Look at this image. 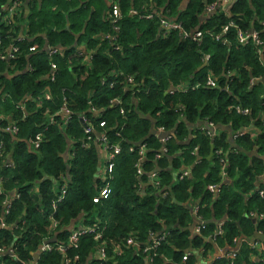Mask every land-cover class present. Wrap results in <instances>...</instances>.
Returning <instances> with one entry per match:
<instances>
[{
  "label": "trees",
  "instance_id": "1",
  "mask_svg": "<svg viewBox=\"0 0 264 264\" xmlns=\"http://www.w3.org/2000/svg\"><path fill=\"white\" fill-rule=\"evenodd\" d=\"M6 1L0 0V4ZM119 1L124 18L118 23L119 32L116 35L112 26L97 11L87 21L86 11L82 10L76 11L75 17L69 14L67 23L59 14L52 16L55 30L47 31L48 43L66 50L63 58L55 57L52 60L58 65V78L53 83L43 78L50 69L48 56L44 53L30 54L28 49L33 43H12V27L4 24L0 15L2 56L6 55V49L11 45L20 51L17 60L11 63L15 70L8 74H5L7 62L0 59V85L9 95L4 101L0 100V113L10 115L18 127L15 137L2 135L4 153L0 159V181H3V186L0 189L6 194L9 191L19 193V198L13 201L4 228L0 230V247H8L15 241V258L2 257L0 264H26L34 261L33 255L39 252L43 240L49 238L53 245L59 242L64 244L74 231L94 226L105 230L103 239L95 242L89 237L81 238L78 264H145L142 256L137 257L134 251L124 248L122 256L117 257L113 244L136 233L140 234L137 236L144 242L150 233L157 234L162 230V226L171 228L169 238L159 250V256L164 260L172 259L167 264H181L182 255L188 249L210 248L211 243L205 238L214 237L217 233L216 222L221 220H224L221 234L213 241L222 248L227 244V251L234 250L240 238H251L256 232L264 233V196L259 195V191H264V181L256 185V179L264 174V118H260L261 112L264 113V103H258L261 90L256 89V86L253 89L248 87L249 69L246 68L248 66L252 69L254 77H261L264 69L260 57L252 48L238 47L234 38L228 50L209 38L198 47L183 42L177 33L169 34L168 38L157 37L161 28L158 16L177 18L176 22L183 29H194L204 0H190L187 10L181 13L176 10L181 0H153L151 7L155 6L156 9L152 13L135 7L138 3L143 6L144 0ZM207 1L212 3L216 0ZM238 6L249 10L246 1H241ZM130 7L137 10L138 14L129 15ZM263 8L264 2L256 1V18L262 16ZM146 14H153L154 18H142ZM46 17L47 13L42 21ZM216 21L223 23V18H214L208 26L201 28L217 32ZM246 21L248 25L249 15ZM30 26L28 37L41 34L42 29L32 26L43 28V25L39 26L32 21ZM109 31L115 35L114 44L120 50L114 51L107 43L95 49L97 37ZM76 34H80L78 40ZM81 43L85 45L84 53L77 50ZM200 51L210 56L206 72L216 75L222 69L230 68L237 73L238 78L232 84V89L238 86L235 94L244 108L257 111L252 119L234 114V104L228 98L231 94L219 90L199 88L184 94L177 91L166 94V89L203 82L205 75L198 72L202 59ZM88 53L91 54L89 63L86 62ZM28 65L32 72H24ZM126 76H135L137 83L142 84L147 91L134 96L135 104L125 86ZM48 89L51 102H43L42 110L36 108L34 101L27 103L28 116L23 119V114L16 110V106L26 95L36 97ZM90 93H93L90 100L92 106L101 110L96 116H90V122L95 124L97 117L106 119L107 133L122 147L116 159L112 195L99 203L94 202L102 186L96 178L99 168L98 146L93 142V134L92 141L86 140L78 118L88 115ZM64 98L74 114L73 119L64 125L62 115H58L53 124H49L48 116H44L45 109L50 114L56 113L63 105ZM113 98H121L125 103V117L115 110L107 109ZM180 107L183 108V121H178L179 115L174 110ZM203 121L230 128L214 139L213 157L210 160L211 138L197 130H192L188 136V125ZM151 123L176 133L175 140L169 145L173 170L191 168L196 156L200 160L192 167L190 178L171 186L173 199H158L151 191L144 196L138 194L134 169L136 157L128 148L146 138ZM248 124L255 126L258 134L253 138H238L235 144L238 151L233 150L231 136L239 127ZM95 125V132L99 133ZM44 127H47V131L43 133L40 148L33 150L30 140ZM119 129H123L122 136L115 138L114 131ZM184 139L189 141L184 144ZM147 140L150 148H158L155 136ZM195 148L197 154L192 156ZM255 148L258 154L252 155L251 151ZM225 154L228 155L226 159ZM220 158L225 161L226 179L231 183L222 185L220 195L212 200L206 188L209 184L221 181ZM7 163H12V168L4 167ZM159 166L164 169L166 163H160ZM170 178V173H165V185L169 184ZM60 197L63 200L58 203ZM192 199L204 202L200 206V214L206 223L200 236L195 238H190L192 221L189 208L186 207V203ZM251 214L257 216L256 222L251 220ZM52 222L56 223V228H53ZM100 247L106 249L105 262L91 260ZM162 261L157 258L152 264H163ZM36 264H62V257L56 250L40 253ZM214 264H264V250L252 248L244 241L239 246L236 259L226 257L216 260Z\"/></svg>",
  "mask_w": 264,
  "mask_h": 264
},
{
  "label": "built area",
  "instance_id": "2",
  "mask_svg": "<svg viewBox=\"0 0 264 264\" xmlns=\"http://www.w3.org/2000/svg\"><path fill=\"white\" fill-rule=\"evenodd\" d=\"M14 4H18L20 0H11ZM264 2V0H261ZM219 5V4H218ZM216 3H212L209 7L210 10V16H215V18H223L225 19L224 22H226L225 25L221 26L217 32H214L213 30H205L202 29L201 26H196L193 30H185L182 28V25L179 22L176 21H170L165 20L161 16L159 17V22L161 26V34L160 37L162 38H168L169 34L171 33H177L181 34V40L183 42H190L192 44L197 45L198 47L201 46L206 38H209L214 43L220 44L222 47H229L231 46V39L234 38L235 43L240 48L250 49L252 48L256 54L260 57L261 62L264 56V8L262 11V16L260 18H256L255 16H250L249 21V29L243 30L239 28L234 21H229V18L225 13H221L216 8ZM232 7V6H231ZM218 11V12H217ZM254 11L253 9L251 10ZM131 14H136L134 11L131 12ZM239 14V13H238ZM244 17V16H242ZM241 17V18H242ZM142 18H145L147 20H151L154 18L153 14H146L145 16H142ZM237 17V19H241ZM227 19V20H226ZM253 21L252 27L250 26V22ZM121 20V14L119 7L117 4H113L111 8V16H110V23L112 26V30L115 33V35L119 32L118 23H120ZM256 25V27H255ZM115 35L112 34H106L107 42L112 48H114L116 51L120 50V47L114 44L115 41ZM2 46V39L0 36V59H5L7 62V70H13L14 66L11 65V63H14L18 55L20 54L18 47L11 45L6 49V55L1 54ZM78 48V47H77ZM63 50V49H62ZM36 51V47L32 46L29 48V52ZM48 58L50 59V69L52 72L49 74L48 80L50 83H53L58 78L57 71L58 66L55 62H53V58L60 56V58H63L65 55V51H62L61 53H58L57 50H50L47 54ZM209 56L203 55L202 59L206 65H208ZM263 65V64H262ZM209 65L206 68V71L208 70ZM249 69V80H248V87L250 89L254 88L257 82L260 80V77L256 78L252 74V69L250 67H247ZM30 72H32V69H29ZM121 77H123L122 74H120ZM238 78V75L236 72H234L230 68H225L220 75H214L212 72L208 71L205 73V78L203 82H197L196 84H182L178 86L177 88H170L169 91L170 94H172L174 91L186 93L188 91H195L199 88H206L209 90H215L219 88V85L222 81L226 82V88H229V85ZM125 80V86L129 90L131 94V99L133 100L134 96L136 94L140 93H147L146 89H144V86L142 84H138L134 77L132 76H126L124 77ZM104 84V80H103ZM2 85H0V100L4 101V99L8 98L9 95L6 94L4 90L1 89ZM174 89V90H173ZM167 94V92H166ZM93 96V93H90V96L88 98V115L84 116H78L80 123L83 126L84 134L86 137V140L92 141L91 135L93 134L94 137V143L98 146V152L103 157V162L99 159V168H98V176L96 177L97 180L102 184V186L99 189L98 196L94 199L95 203L104 202L109 199V197L112 195L113 189H112V180L114 177V169L116 167V159L122 152V147L119 142L115 141L114 139H111V135L107 133L109 130H107L108 123L106 119L103 117H97L96 120L99 119L97 125L96 120L95 124H92L89 120L90 116L92 114H96L100 112L101 110H98L96 107H93L91 104V98ZM51 93L50 90H45L42 93L36 95V97H32V95H26L23 100L16 106V110L21 112L22 118H26L28 116L26 111V104L30 103L31 101L36 102V108L39 110H42V103L45 102H51ZM133 103L135 104V100H133ZM111 110H115L118 112L119 115L122 117L126 116V109H125V103L121 98H113L108 103V108ZM232 109L235 111V113L239 116L246 117L250 114L251 109L244 108L241 105L232 106ZM175 112L178 113L179 117L181 119H184L183 115V108H175ZM62 115L64 120V125L70 122V120L73 119L74 114L72 113L69 104L67 103L66 98L63 99V105L60 107V109L53 114H50L49 110L45 109L44 116H48L49 124H53V120L56 116ZM96 116V115H95ZM7 122V123H6ZM95 127L99 130V133L95 132ZM209 126H214L213 124H208ZM116 129V127L114 128ZM153 129L155 133L158 136L159 139V145H162L157 151H154L156 149H151L148 143V140L143 142L140 146L134 145L130 146L128 148V151L130 153H134L136 160L134 163V169L136 172V177L139 180V184H144L148 186V189L154 188L155 193L159 194L161 198L169 197L171 196V186H174L178 181H182L186 178H188L191 174V170H182L175 173L173 177V181L169 183L168 185L164 184V179L161 175V172H159L158 168L151 169L148 173L143 175L142 169L143 165H146V159L149 155V152L153 151V154L155 155V159L157 161L163 160L164 157L168 154H170L169 150V144L173 141L175 136V131H169L163 126L155 127L153 124ZM47 131V127H44L39 133H37L32 140H30V144L33 148V150H38L40 148V144L42 143V137L43 133ZM123 129H119L117 131H114V137L115 138H121ZM206 136H208L211 139L215 138V133L213 130H208V132L204 131ZM18 134V127L16 122H14L13 118L10 115H4L0 113V159L3 156L4 153V142L2 135H10L12 137H15ZM109 134V136L107 135ZM243 135H246V133H242L240 135H234L232 137V140H236L237 138L244 137ZM156 138V137H155ZM197 149H195L194 152L191 153L192 156H195L197 154ZM220 153H218L219 155ZM168 158V156H167ZM156 161V162H157ZM197 163H195L196 165ZM154 165V164H153ZM12 163H7L4 165V167L12 168ZM183 171L186 172L185 176L183 174ZM223 175H225L223 173ZM146 176V177H144ZM66 180H64L65 183ZM222 185V184H221ZM216 184L209 185L206 188L207 193L210 192L214 194L217 198L219 195L222 186ZM0 186H3V181H0ZM64 186L62 187V190H64ZM140 195H143L139 192ZM259 195L261 197L264 196V191H259ZM19 198L18 192H12L9 191L8 194L5 193L4 190L0 189V230L4 228L5 222L7 217L10 215L13 201L15 199ZM63 200L62 197L58 200V203ZM200 201L196 202V205L193 206V216L196 218V226L194 227L195 235L200 236L201 229H203L204 220L201 217L200 214ZM252 218H256L255 214H251ZM198 219V220H197ZM197 221L200 224H197ZM53 228H56V223L52 222ZM222 224H218L217 233L214 235V237H210V239H214L216 236L220 235ZM10 232V231H9ZM103 233L104 229H101L99 226H94L90 228H85L83 230L74 231L66 243H58L56 245L52 244L51 239L47 238L43 240L42 246L39 248V252H36L33 257L34 261H31L26 264H36V259L40 255V253H51L54 250H56V253H59L62 257V264H78L79 257L77 255L79 251V240L83 237H89L92 238L95 242H100L103 239ZM169 232L168 230L163 229L162 231H158L157 234L150 233L149 236L146 238L144 242L140 240V238L137 235H129L127 238H125L121 244L114 246V253L117 257L122 256V250L123 248L129 251H134L135 256L140 257L142 256L144 260L147 262V264L153 263V261L157 258H161L159 256V250L161 249L162 245L167 241L169 238ZM15 242V241H14ZM14 242L8 247H0V258L2 257H9V258H15V248H14ZM239 242L237 246L234 248V250H220L219 256L216 260L220 259H226V257L230 259H236L238 256L239 251ZM252 248L264 250V245L255 242L250 243ZM95 259L101 262H105L107 259V253L105 247H100L94 254ZM188 259V256L182 257L181 264H183L184 261ZM163 264L167 263V260L162 261Z\"/></svg>",
  "mask_w": 264,
  "mask_h": 264
},
{
  "label": "crops",
  "instance_id": "3",
  "mask_svg": "<svg viewBox=\"0 0 264 264\" xmlns=\"http://www.w3.org/2000/svg\"><path fill=\"white\" fill-rule=\"evenodd\" d=\"M152 1L153 0H144L143 6H141L140 3H138L137 5H135V7L138 8V9H140V7H141V10L143 12L152 13L156 9L155 6L151 7V4H152L151 2ZM189 1L190 0H181L179 2V6H177V8H176L177 13L185 12V10H187V8H188ZM241 1H244V2L246 1V6L249 8V10H246V9L241 8V7L238 6V4ZM256 1H258V0H216V1L212 2V3H216V5H217L216 8L218 9L219 12L225 13L229 18H231V19H229V21H234L235 24L239 28H241L243 30H246V29H249V22H248V25H247L246 16L247 15H249L251 17L254 16V11L252 12L251 10L252 9L254 10V4L256 3ZM91 2H92V6H90ZM204 2H207V3L204 4ZM204 2H203V8H201L200 12L197 14V19H198L197 26L198 27L201 26V25L208 26L209 22L214 20V18L216 16V15L215 16H210L212 14H210V10H209L210 7L209 6L212 3H208L207 0H204ZM113 4H117V6L119 7V10H121V5H120V1L119 0H20V2L17 5L14 4L11 0H7L3 4H0V15H1V21L4 24L9 25V26L12 27L11 28V36H10L12 43L24 42V43H28L29 45L33 43L31 45V47L35 46L36 47V51L31 52V53L29 52L30 54H33V53H44V54L47 55L50 50H57L58 53H61L62 51L66 52L65 49L62 50L63 49L62 47H60V46H55V47L54 46H50L49 43H48L47 31L53 29V25H54V23L52 21V16L53 15H55V14L61 15L62 17H64V19L66 20V23H67L68 22V20H67L68 15L69 14H73V17H75L76 15H74V14L78 10L86 11V21L90 18V16L93 13H95L97 11V12H99L100 16L103 19L104 18L106 19V21L109 23V25L111 27L110 16H111V8H112ZM88 6H90V7L87 9ZM163 6H165V5H163ZM160 10H161V12H163V9H160ZM132 11H134L136 13L135 15L138 14V11L134 10L132 7H130V9L128 11V14L131 15V16H134V14H131ZM46 13H47V17H46L45 21H42L43 16ZM121 13L122 12H120V14ZM38 15L40 16V19L38 18ZM122 16H123V14H121V18L123 19L124 16L123 17ZM242 16H244V17H242ZM237 17H239V18L242 17V18L241 19H237ZM164 19L165 20H170V21H176L177 20V18H173V17H169V16H168V19H167V17L164 18ZM215 19H219V18H215ZM32 21H34L35 24H37L39 26L43 25V28H36V27L32 26L35 29H42V32H41V34H36L33 37H28L29 36V29L31 28L30 24H31ZM253 21H254V19H252V21L250 22V26L251 27L253 25ZM226 22H224V19H223V23L216 21L217 28L219 29L221 26L225 25ZM255 27H256V25H255ZM53 30H55V29H53ZM190 30H193V29H190ZM161 32H162L161 28H159V30L157 32V37L160 36ZM110 33H111V31H109L108 33H101L100 34L101 36L97 37L96 40L98 41V44L95 47V49H99L101 47V45L104 44V43H107V45H108V42H107V39H106L105 36H106V34H110ZM80 34L83 36V32H81ZM80 34H76L75 35L77 40L79 39V35ZM178 35H179V38L181 39V34H178ZM37 38H39V39L36 40ZM215 44H217V43H215ZM218 45H220V44H218ZM231 46H229V47H222L221 46V47L222 48H228V50H230ZM77 50L79 52H81V53H84L85 45L83 43H81V45L78 46ZM113 50L116 51L114 48H113ZM28 51H29V49H28ZM107 54H108V51H107ZM200 54H201V57L203 55H207V54H203L201 51H200ZM90 55L91 54L88 53V56H86V62L87 63H89V60L91 58ZM207 56H209V55H207ZM57 58H60V56H58ZM209 64H210V58H209V61H208V65ZM262 64H263V69H264V56H263V59H262ZM208 65H206L204 63L203 59H201V66L199 67L198 72H201L203 75H205L206 68H207ZM247 67L248 66H246V68ZM49 68H50V63H49ZM243 68L245 69L244 65H243ZM29 69H30V65H28L27 67L24 68V70H25L24 72L29 73L30 72ZM9 71L10 70H7V67H6L5 74H8ZM50 71H51V69H48V72L46 73V75L43 76V78L48 79L49 74L52 73ZM222 71H223V69L219 73H217L216 75L217 76L220 75L222 73ZM10 74H11V72H10ZM12 76L13 75H11V77ZM132 77L135 78V76H132ZM235 80L229 85L228 89L226 88V82L222 81L220 83V85H219V88H217L215 90H219L220 92L231 94L230 97H228V98L234 104V106L241 105L243 107L242 102L239 100V98H237V96L235 94L236 90H238V86H236V88L232 89V84L235 82ZM255 86H256V89L259 88L261 90V92H262L261 99L258 101V103H264V74L260 77V80L257 82V84ZM204 89H206V88H204ZM170 90L171 89H166V92L170 93L169 92ZM206 90L213 91V90H209V89H206ZM256 113H257V111L251 110L250 114L248 116H246V119H248V118L252 119L253 116L256 115ZM234 114H236V113H234ZM260 118H264V113L261 112V117ZM183 120H185V118ZM183 120L181 119V117L178 118V121H183ZM152 123L150 124V133L146 136L145 139H143L140 142H137L135 145L140 146L143 142H145V140H147L148 138H150L152 136H155L156 140L159 142L158 136H157V134L155 133V131L153 129V124ZM194 124L195 125H191V124L188 125V136L191 134L192 130H197L200 133H203L204 135H206L204 133V131L208 132V130H213L215 135H216L215 138H217L218 136H220L222 131L227 130V132H228L229 129H230L229 127H227V126L225 127L222 124H217V125H214L212 127L211 126L208 127V124H206V122L204 123V121L203 122H196ZM151 125H152V127H151ZM258 132H259L258 129L255 126L251 125V124H248V126L239 127L236 131H234V133H233V135L231 136V139H230L231 142H232V147L234 148L233 150L238 151L237 147L235 146L236 140L238 138L236 140H232V137L235 134L236 135H240L242 133H246V135H243L244 137L252 136V138H253L255 135L258 134ZM175 137H176V134H175L173 140H175ZM214 139H210L211 140L210 153H211V148H213V150H214V145H213ZM188 141H189V139H184L183 143L185 144ZM161 146L162 145H159V143H158V147L160 148ZM151 149L153 150L154 148H151ZM158 149H156L154 151H157ZM256 151H257V149L255 148V150L251 151V154L252 155L258 154ZM225 155H226V157H224V159H226L227 156H228L227 154H225ZM148 156H151V157L148 158ZM148 156H147V159H146V165L142 166L143 167V169H142L143 175L148 173L149 171H151V169L158 168L156 170L161 172V175H162L163 179H164L165 173H170V177L171 178H170V182L169 183H171L173 181V177H174L176 172L182 171V170H187V171L191 170V169H193L192 167L195 166V163L200 162L199 158L196 156V161L192 164L191 168H182V170H173V161H172L173 158L171 157L170 154L169 155L167 154L164 157V159L160 160V161H157L155 159V155L153 154V151L149 152ZM167 156H168V158H167ZM103 157H104V153H103V156H101V154H99L100 164H101V161L103 162ZM212 157H213V151H212V156L211 157H210V154H209L208 160H210ZM221 157H222V155H221ZM163 162L166 163V168H164V169L159 166V164L163 163ZM219 163L221 164V166L223 168L222 171H223V173L226 176V172H225L226 164H225V161L221 159L219 161ZM97 176H98V172H97L96 177ZM144 177H146V176H144ZM190 177H191V174H190V176L188 178H190ZM136 180H137V183H138V185H137L138 194L140 192V193L143 194L141 196H144V195L147 194L148 191H151L152 193L157 195L158 199L160 198L159 194L153 192V191H155L154 188L148 189L147 185L139 184V180L137 179V177H136ZM263 181H264V174L261 177L256 179V185L259 186L261 183H263ZM179 182H181V181H178L177 184ZM227 183H231V181H228L227 179H225L222 182V185H225ZM169 198L173 199V191H171V196L167 197L166 199H169ZM215 199H217V198H215ZM193 200L194 199H192L190 202L186 203V207L188 205H192V207L189 208L191 221H192V223L190 225V228H189L190 238L198 237L197 235H195L196 233L194 232V227L196 226V220H195L196 218H194V216H193V206L196 205L197 201H200V206L202 205V203L204 204V202L199 200V199H197L196 202H194ZM201 217H202V215H201ZM249 219H251V218H249ZM251 220H253V222H256V219H251ZM203 222H204V224L202 226L204 227L206 223H205V221H203ZM218 222H216L217 223V226H216L217 229H218V224H222V226L224 225V220H221V221H218ZM197 224H200V223L197 221ZM163 229L168 230V232H169L171 228L169 229V228H166V227L162 226V230ZM162 230H160V231H162ZM136 234H138L140 236L139 233H136ZM131 235H133V234H131ZM103 236H104V233H103ZM210 237L209 238H205V240L208 243L209 242L211 243L210 248L206 249L205 247H200L198 249L191 248V249L186 250L183 253V255L184 256H188V259L186 261H184L183 264H189L191 262H192V264H214V262H216L217 257L219 256V251L220 250L227 251V249L225 248V246H227V244H225V246L223 248L219 247L215 243V241L210 239ZM239 240H240L239 246H241L244 243V241L248 242L249 244L250 243L259 242V243H262L264 245V233L256 232L254 234V236L251 237V238H240ZM121 242L113 244V247L116 246V245L121 244ZM183 255H182V257H183ZM92 259L96 260L94 255H93V257H91V260ZM160 259L164 260L162 258V256H161ZM171 260H172L171 258H167V261H171ZM96 261H98V260H96ZM145 264H147L146 261H145Z\"/></svg>",
  "mask_w": 264,
  "mask_h": 264
},
{
  "label": "rangeland",
  "instance_id": "4",
  "mask_svg": "<svg viewBox=\"0 0 264 264\" xmlns=\"http://www.w3.org/2000/svg\"><path fill=\"white\" fill-rule=\"evenodd\" d=\"M194 151H195V150H193V152H194ZM220 160H221V158H220ZM222 169H223V168L221 167V173H220V175H221V181L218 182V185H221L222 182H223V181L226 179V177H227V176L223 175V171H222ZM183 174H184V176H185L186 172L183 171ZM209 185H212V184H209ZM209 185H208V186H209ZM208 186H207V187H208ZM208 194L210 195V197H211L212 200H214V199L216 198V196H215L214 194H212V193H210V192H208ZM219 195H220V193H219ZM219 195H218V196H219ZM218 196H217V197H218ZM193 201L196 202L197 199H194ZM187 207L190 208V207H192V205H188ZM252 219H253V218H252Z\"/></svg>",
  "mask_w": 264,
  "mask_h": 264
},
{
  "label": "flooded vegetation",
  "instance_id": "5",
  "mask_svg": "<svg viewBox=\"0 0 264 264\" xmlns=\"http://www.w3.org/2000/svg\"><path fill=\"white\" fill-rule=\"evenodd\" d=\"M167 197H165V198H159V199H166ZM200 211V213H201V209L199 210ZM135 235H138V234H135ZM171 261H168L167 263H170ZM167 263H165V264H167ZM152 264V263H151Z\"/></svg>",
  "mask_w": 264,
  "mask_h": 264
},
{
  "label": "water",
  "instance_id": "6",
  "mask_svg": "<svg viewBox=\"0 0 264 264\" xmlns=\"http://www.w3.org/2000/svg\"><path fill=\"white\" fill-rule=\"evenodd\" d=\"M207 2H204V4H206ZM204 67V66H203ZM212 151H213V148H211V153H210V157L212 156ZM166 228H169V227H166ZM170 229V228H169Z\"/></svg>",
  "mask_w": 264,
  "mask_h": 264
}]
</instances>
